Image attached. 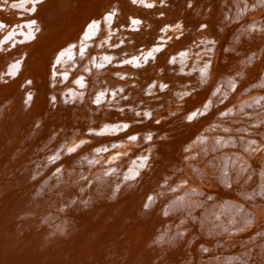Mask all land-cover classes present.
<instances>
[{"label": "bare ground", "instance_id": "1", "mask_svg": "<svg viewBox=\"0 0 264 264\" xmlns=\"http://www.w3.org/2000/svg\"><path fill=\"white\" fill-rule=\"evenodd\" d=\"M133 2L137 5L134 8L129 6V9L134 10L131 14L126 9L128 7L125 6V3L127 2L121 0H0V240H2L0 242V258L1 256L6 258L8 248L14 247L15 240H18L21 241L18 247L23 251L20 264H30L33 261H37V264H51V260H46L52 255L50 253L53 250L56 252L65 249H69L71 253L59 257L57 264H100V258L102 259L105 254H109L111 251L103 250L104 246L101 241L104 233L100 232L95 235V230L103 225H109L108 234H110L115 231L112 225L132 226L125 221L128 216L127 212L131 207L138 210L142 202L148 203L144 212L148 213L149 219L158 217L157 211L167 216L164 222L161 220V222H157L158 224L154 223L156 224L155 227L153 226L154 228L171 229L170 226H173L172 229H174L177 222L182 223L177 218L184 212L182 205L189 198L184 197L180 192L187 190H180L165 204L156 194L151 195L149 201H144L142 199L144 197L137 195V189L143 186L140 183L141 178L139 176L136 180L133 178L136 177L134 174L138 175L145 169L143 164L146 160L142 163H136L133 160L130 164L119 162L125 160L127 153L130 155L133 153L134 145L141 144L144 145L143 151L149 160L147 161V170H151L150 165L155 164L164 155L165 148L160 145L148 146L145 142H141L143 137L139 140L123 137L119 146L126 148H115L117 151H112L121 152L124 150L125 155L119 159L116 158L118 160L116 163L120 165L98 164V167L100 165L99 171L92 173V176L90 175L87 180H82L81 184H79L81 181L76 180L80 178L78 174L82 173L80 168L87 167L84 162L87 159V154L78 155L83 159L81 167L68 168L69 163L66 166L65 164L58 166L54 177L50 176L47 182L40 179L44 181L43 187L49 186L55 189L56 195L63 190L67 196L75 195L72 191L69 193L67 191L73 186L77 187L76 195L70 200L72 204L64 208L62 206L63 212H58L55 216L54 213L43 216V213H46L45 207L37 204L41 196L36 191L41 184L39 180H36V177L40 175L39 172L45 171V168L42 169L41 166L48 165L47 170L52 169L51 162L54 161L56 155L59 156L58 149L53 147L58 143L65 145L62 148L64 150L71 149L75 151V154L80 153L87 150L89 145L84 144L78 147V141L80 144L94 141L93 139L97 135L108 138L118 132L117 129L114 130V126L119 127L120 123L113 116L116 115V118L120 119L131 117L139 119L145 115L150 117L154 112H150L151 107L145 111L147 101H158L160 97L155 95L159 96L163 90L168 91L170 87L180 84V81H175L172 78V74L175 77L184 75L192 77V79H196L194 77L196 74H208L207 76H210V80L215 84L217 79H222L225 75L231 77L230 72L239 73L241 70H246V54L248 52L239 50L238 47L241 45L239 40L246 39L253 33L240 31L239 36L235 38L230 37V31L223 33V29L226 27L225 21L231 17L228 11L229 7L226 8L227 4H231L235 9L239 3H242L243 9L247 4L246 9L241 12H249L258 15V17L253 22L249 20L245 22L255 29L256 37L264 34L260 32L264 25V0H215L214 9L210 0L208 3H206L207 0H133ZM128 3L130 2L128 1ZM140 5L144 11L140 10ZM50 10L51 12H49ZM13 16L16 17L13 19ZM15 19L16 21L12 22ZM159 29L162 30L161 39L166 41L162 46L152 42V34ZM67 33L69 34L66 37ZM118 34L122 36L118 37ZM72 36L75 38L72 39ZM54 38H56L55 41H53ZM44 39L52 41L46 43ZM122 39L123 41L119 44ZM187 40L189 43L186 42ZM257 43H260V40L252 45L257 46ZM121 48L126 51L119 52ZM166 48L167 50H164ZM260 52L263 53L264 49L259 51V55ZM8 53L12 55L9 57ZM167 53L171 55L170 66L177 70L176 73L164 66ZM192 56H197L195 61L199 64L207 63L206 67L200 68L198 63H193V67H188ZM155 61L158 62L159 70ZM183 62L187 63L180 67V63ZM251 73L253 72L251 71ZM253 76H255L254 73ZM231 78H224L225 82L222 87L220 85L215 97L220 98L224 92L239 85L235 79ZM123 81L129 82V84H123V87H127L129 91L139 92L138 88L144 83L150 85V88L146 90V93L141 90L140 96L135 95L132 98L125 94L126 98L121 97L122 93L126 91L123 89L125 91L121 92L118 89L122 87ZM7 83L11 86L5 85ZM154 88L158 90L153 91L147 100L144 95ZM246 90L248 89L239 94ZM39 92L42 93V98L47 100L48 104L45 109L48 116L42 112L45 102L42 98L39 99ZM188 93L185 94L183 91L179 95L183 96L180 101H184V104L179 107V111L176 110L177 103L170 101L167 108H165L166 105L159 106V112L153 114L166 118L176 115L178 124H175V121L171 119L175 126L166 124L162 128L170 127L174 132L177 129H182L180 126L184 120L199 123L201 118L206 115L205 111L201 110L189 112L192 106L185 107V105L190 100H184ZM244 95H247L248 98L237 104L233 103L239 108L238 111L249 109L245 102L252 97H249L247 93ZM35 96L37 99H34ZM233 98L232 96L227 98L226 105ZM210 104V99H208L205 106ZM172 108L176 111H173ZM225 109L226 112L230 110ZM130 112H132L131 115ZM187 113L188 115L185 116ZM47 117L50 121L55 119L57 122H62L63 128L68 131L67 135L56 136V132H52L53 137L49 140L40 137L43 135L42 119H48ZM224 117L222 122L226 121L230 125L237 123L228 120L229 112ZM45 122L44 125L47 128L50 122L48 124ZM205 123V127H208V121ZM77 124H80L81 128L75 126ZM33 126L35 129L31 132ZM240 131L231 130L229 133ZM251 135L257 137L258 140L255 141L250 137ZM194 138V144L189 142L183 148V150H187L186 154L191 157H189L190 160L200 161L205 158L207 153H212L211 160L214 159L217 164L227 167L228 164H232V159L233 162H236V157L239 158V156L232 153L220 154L218 151L221 148L245 151L247 148V151L244 152L246 154L251 149L250 146L255 149L254 151L259 150L262 146L264 149V123L256 132L245 133V136L243 134V136L237 135L232 138H218L212 132L204 130ZM175 142L176 140H174ZM181 142H186V139ZM46 146L52 148L46 149ZM195 148H197V152ZM97 149H99L98 146L89 150V153L94 152V156L97 153L100 154L101 150ZM103 149L105 157L102 159L108 158L111 151L108 147ZM204 150L207 151L206 154H202ZM42 151L48 158L40 159L39 156L42 153L39 155V152ZM258 154L253 161L257 165H253V162H245L239 172L244 173L242 182L231 188L241 196L247 193L251 194V191H247L246 188L253 176H257L256 179L260 178L261 180L256 183L258 189L252 190L253 193L261 191L258 195H264V153ZM91 161L95 164L98 163V160ZM208 163L209 161L205 164L199 162V169L190 168V171H192L191 169L195 171V175L192 177L196 176V180H198L204 174L208 175L211 172ZM242 163L243 159L238 164ZM118 166H120L119 169H117ZM221 170L220 177L227 178L229 175L226 177V172ZM130 174H132L131 177H128ZM81 177L84 178V174ZM80 187L82 191H79ZM189 192L194 194L197 191ZM7 196L11 202L7 201ZM85 196L88 200L84 199ZM228 198L233 199L235 203L224 201L223 206L215 205L209 208L204 205L201 207L194 218L197 227H201L200 230H205V233H207L206 231L211 233L226 230L230 234V229L235 224L238 225L240 221L247 224L250 220L255 219L253 222H256L258 216L260 218L263 215L259 208H253L250 205L244 208L239 203V197L237 198L233 194H228ZM130 200H133L134 203L129 206L126 203ZM139 201L141 202L139 203ZM226 201L228 200L226 199ZM190 204H194V202ZM259 205L264 206L261 203ZM141 207L139 208L141 209ZM250 209H254L256 212H250ZM246 213L248 214L246 215ZM173 219L177 220L171 223ZM9 220L15 222L9 224ZM149 223L150 221L147 224ZM3 227L6 231H3ZM147 227L149 226L146 225ZM178 227V229L188 230L184 223ZM217 227L221 229L217 230ZM83 231L84 235L81 236ZM152 231L149 232L152 234ZM163 232V239L158 237L162 236L159 234L148 239V248H144L146 241L143 235L145 234L141 237L131 238L128 243L135 246V253L134 250H130V256L133 254L132 259L137 257L140 264H181L185 255H188L187 251H181V247L177 245H170L171 242H174L170 237L171 234L165 235L166 232ZM17 233H19V237H17ZM10 234L13 235V238L8 245L6 242ZM199 238L201 239L200 236ZM118 239H120V235ZM83 246H85L84 254L89 256L86 262L80 261V252H78V250H82ZM46 250H51V252ZM99 255L101 256L99 257ZM39 258L42 262V258H45V261L41 263ZM188 261L189 264H192L191 256ZM233 261L237 262L238 259H226L225 263L233 264Z\"/></svg>", "mask_w": 264, "mask_h": 264}, {"label": "rangeland", "instance_id": "2", "mask_svg": "<svg viewBox=\"0 0 264 264\" xmlns=\"http://www.w3.org/2000/svg\"><path fill=\"white\" fill-rule=\"evenodd\" d=\"M121 1H126L125 6L128 7L126 8L128 12L131 14L134 12L133 9H129V6L134 8L136 3L133 2V0H121ZM128 1L130 3H128ZM185 1V0H184ZM209 0H207L206 3H208ZM247 1V0H246ZM137 2V1H136ZM214 2V3H213ZM132 3V4H131ZM205 3V4H206ZM210 3L213 5V9L215 6V0H210ZM248 3V2H247ZM247 5V4H246ZM244 6V9H246L247 6ZM141 6V5H140ZM236 9L231 6V4H227L226 8H228L230 18H227L225 21L226 27L223 29V33H228L230 31V37L235 38L236 36H239L240 31L248 32V33H253L252 36L246 38V39H240L239 43L241 45L238 47L240 51L246 50L248 52L246 60H247V65H246V70H241L239 73L236 71L233 73H229L231 77L228 75H225L222 79H217V82L215 81V84L210 80V76L208 77V74H196L194 77L196 79H192V77H187V76H174L172 74V78H174L175 81H180L179 85H174L168 89V91H162L159 93V96L155 95L156 97H160L158 101L150 100L147 101L146 103V110H148V107H151L152 110L150 112L157 113L159 112V106L163 107L166 105L165 108H167V105H170V101H173L172 103H177V111L180 110L179 107H181V104H184V101H180L183 96H179L181 92L185 91L186 97H184V100H190L185 107L192 106V108L189 109V112H195L198 110L205 111L204 114L206 115H201L203 116L201 118V121L199 123H191L188 122L187 120H184L180 128L182 129H177L173 132L172 128L168 127L162 128L166 124H170V126L174 127L175 124H178V120L176 118V115H173L171 117L166 118L165 116H154L151 114V116L145 115L144 117H141L139 119H136L135 117L131 118H116L117 121H119V127L114 126V130L117 129V133L114 135H110L108 138L105 137H98V135L93 139L94 141H88L85 143H77L81 147L84 144L89 145L85 151H81L80 153L77 152L76 154L74 153L75 151H72L71 149L64 150L62 149L65 145L58 143L55 147V149H58L56 155V159L54 158V161H52L51 165H53L52 169H48V165L41 166L42 169H44V172H39L40 175L36 177V180H39L40 185L38 187V190L36 192L39 193V196L41 198L39 199V202L37 204H40L43 206V208L46 210V213H43V216H45L48 213H54L53 215L57 214L58 212L61 213L63 212V208L71 205L72 198L76 195V190L77 187L73 186L72 188H69L67 193L69 191H72L75 195L67 196L65 194V190L63 192L58 193L56 195L54 192L55 189L50 188L49 186L43 187L44 181L47 182L49 177H54L56 173H54L57 169L58 166L64 165L65 166L69 163L68 168H74V166H79L81 167V163L83 159L79 158L78 155L82 156L81 154H87V159L84 160V162L87 164V168H80L82 173L78 174V178L76 181L80 182L79 184L82 183V180H87L88 177L92 173L98 172L100 169V165L98 167V164L106 163V164H111V165H120L119 163H116L121 156L125 155L124 150H120L121 152H112L113 150L118 149H125L126 147L124 146H119L121 141L123 140V137L127 138H135V140L141 139V142H145L146 145L154 146V145H160L161 147L165 148L164 150V155L153 165H150L152 168L151 170H147L148 165H147V160L148 156H146L145 152L143 151L144 145H134V149H132L133 153L130 155L127 153L125 155V160L119 161L123 162L126 164H130L131 161L135 160L136 163H142L145 161L143 166L145 167L144 170H142L133 180H136L137 176L141 178L140 183L143 184L141 188L137 189V195L138 197H144L142 198L144 201L147 200L149 201L150 196L153 194H156L162 203H166L169 199H172L175 194H177L180 190H187L186 192H180L184 197H188L189 200H186L185 203H183L182 207H184V212L179 215L177 219H180L182 223L185 224V227L187 229H178L179 225H182V223H176L171 229L169 228H154L157 222H161V220L164 222L166 220V215H163L160 213V211H157L159 214L158 217H155V219H149L148 213H145V208L147 207L148 203L146 204L142 202V204L139 205L141 209L138 207V210L135 208L131 207L130 210L127 212V217L125 221L129 222L132 224V226H114L112 225V228H114L115 231L112 233L108 234L109 230V225H103L101 228L96 229L95 227V235L103 232V240L101 241V244L104 246L103 250L109 249L111 253L105 254V256L101 259L100 258V264H140L138 262V258L135 257L132 259L133 254L130 256V250H134L135 253V246L132 243H128L131 238L135 237H141L143 234V237H145L146 241V246L144 245V248H148V239L151 237L153 238L154 235H162L158 236L159 238L163 239L164 232H166L165 235H170L171 238L173 239L174 242H171L170 245H177L181 247V251H187L188 255H185L183 258V261H181V264H189V256H191V261L192 264H226L225 260L226 259H238V261H233V264H264V206H260L259 203L264 204L262 200H264V195H258L261 191L258 193H253L252 190L258 189L256 186V183L258 181H261L260 178L259 180L256 179L255 176H253L249 182L247 183V191H251V194H246L241 196L239 193H235V190H231V188L235 184H240L243 179V172L239 173L240 170L243 168L245 165V162L252 163L255 161L257 158V154L260 152L264 153V149L261 147L259 150L254 151L255 149H249V151L245 154L244 152L247 151V148L245 151H241L239 149H231L227 150L224 148H221L218 153L223 154H237L239 156L236 157L237 161L233 162L232 159V164H228L229 166H221L216 163V161L212 158V153H207L206 150L202 154H206L204 159L199 160H193L189 159V155L186 154V149L183 150L184 145L186 146L187 144L195 143V138L194 136H199L201 133H203L204 130H208L209 132H212L215 137L218 138H232L233 136H245V133H250V132H256V130L263 125L264 123V52H260L261 54L259 55V51L264 49V34L263 36L256 37L257 33L255 32V29L250 27L249 23L245 21H254L258 17V15H253L252 13L249 12H241V10H244L242 8V3H239V5H236ZM211 7V5H210ZM140 10L144 11V8L141 6ZM51 12V10L49 11ZM130 15V14H129ZM166 16V15H165ZM16 16H13L12 18L14 19ZM245 17V18H244ZM252 18V19H251ZM215 19V18H214ZM13 20L12 22H15ZM263 22V20H261ZM252 25V24H251ZM264 25L260 29V32L264 33L263 29ZM153 33V32H152ZM151 33V34H152ZM162 30L159 29L158 31H154L152 34L153 40L152 42H155L156 45L162 46L163 44L166 43L165 40L161 39ZM209 33V32H208ZM69 33L66 34V37L68 36ZM243 35V34H242ZM241 35V36H242ZM117 36V35H116ZM121 34H118V37H121ZM72 39L75 38V36L71 37ZM257 38V39H256ZM51 39H44L46 43L50 42ZM56 38L53 39L55 41ZM260 40V43H257V46L252 45L253 43H256L257 41ZM52 41V40H51ZM123 41H119V44ZM230 41V40H229ZM238 41V40H237ZM189 43V41H186ZM231 43V41H230ZM237 43V42H236ZM236 45V44H235ZM163 48V47H161ZM160 48V49H161ZM168 48V47H167ZM164 49V50H167ZM126 51L125 49L121 48L119 49V52H124ZM115 53V52H114ZM252 53V54H251ZM9 54V53H8ZM12 54H9L8 56L10 57ZM195 57H191V63L188 65V67H193V63H198L195 61ZM171 55L167 53L166 58H165V64L164 66L166 68H170L174 73L177 71L173 66L171 67ZM193 61V62H192ZM203 61H205L203 59ZM156 66L158 67V70L160 67L158 66V62H156ZM187 62L180 63V67H182L184 64ZM64 64V63H63ZM199 64V63H198ZM207 63L205 64H199V67H206ZM66 66V65H65ZM72 69L71 67H69ZM169 69V70H170ZM255 74L253 76V73ZM258 72V73H255ZM248 74V75H247ZM250 74V75H249ZM224 78H231L235 79L237 83L239 84L237 87L231 88L228 92H224V97L217 98L215 97L216 91L220 88V85L222 87V84L225 82ZM98 79V78H96ZM192 83L190 84V82ZM129 82H122L121 85L122 87L118 88L121 92L125 91V93H122L121 97H125L126 95H130L132 98L135 95L140 96L141 90H144V93H146V90L150 88V85L148 84H141L140 88H138L139 92L136 91H129V89L126 87H123V84ZM8 86H11L10 84H5ZM21 85V84H20ZM27 85V84H25ZM45 83V87H46ZM183 85V86H181ZM125 89V90H123ZM246 90L244 93L239 94L240 92ZM251 89V90H250ZM253 89V90H252ZM158 89H152L148 92L147 95H144L145 98L148 100L153 91H157ZM227 91V90H226ZM223 92V91H222ZM247 93L249 97L251 96V99H248L245 104L249 106V109L243 110L240 109L238 111V107H236L233 103H239L240 101H243L245 98L247 99L248 96L244 95ZM164 94V96H162ZM232 94V95H231ZM234 97L229 103L227 98H231V96ZM42 93L39 92V99H41ZM236 97V99H235ZM126 98V97H125ZM34 99H37L35 96ZM210 99L211 104L209 106H205V102ZM45 104H44V109L42 110L43 114L45 116H48L47 111L45 109L47 103V100L43 99ZM184 106V105H182ZM220 108V109H219ZM230 109L229 112V119L230 121L237 122L234 125L227 124V122H222V120L225 119V114L228 113L224 111V109ZM35 109V108H34ZM173 111L175 110L172 108ZM237 109V111H236ZM175 110V111H176ZM221 110V111H220ZM226 110V109H225ZM168 112H170V109H168ZM132 112H130L131 115ZM188 113L185 115L187 116ZM39 116V115H38ZM36 116V117H38ZM41 117V115H40ZM200 117V116H199ZM48 118V117H47ZM172 120L175 121V124L172 123ZM44 119H42L41 125H42V131L43 135L40 137H43L44 139H51L53 136L51 135L52 132H56V136L61 135L62 137L66 136L68 131L63 128L62 122H57V120L52 119L51 121L48 119H45V123L49 125L47 128H45L44 125ZM206 121H208L207 124H209L208 127H205ZM114 123V122H113ZM117 123V122H116ZM172 124V125H171ZM80 124H77L75 126H79ZM255 125V126H254ZM203 126V127H201ZM242 126V127H241ZM254 126V127H253ZM74 127V124H73ZM194 127H197L196 129H192ZM205 127V128H204ZM240 127V128H239ZM79 128H81L79 126ZM35 126H33V129H31V132L34 131ZM233 130H241L240 132L237 133H229L230 131ZM244 131V132H243ZM144 135V136H143ZM253 138L255 141L258 140L257 137L250 136ZM186 139V142H181L182 140ZM121 140V141H120ZM174 140L176 142L174 143ZM93 145V146H92ZM116 145V146H115ZM99 147L97 149L98 151L101 150L100 154H96L94 156V152H90L92 148ZM119 146V147H118ZM168 146V147H167ZM104 147L109 148V157L104 158ZM46 149L52 148L51 146H46ZM116 148V149H115ZM135 150V151H134ZM156 150V149H154ZM153 150V151H154ZM117 151V150H116ZM195 151L197 152V148H195ZM139 154H136L138 153ZM42 153V154H41ZM108 153V152H106ZM41 154L40 159L43 158H48L46 154H43L42 152H39V155ZM37 155V153H36ZM259 155V154H258ZM85 157V156H84ZM83 157V158H84ZM142 157V158H141ZM117 158V159H116ZM133 158V159H132ZM191 158V157H190ZM96 161L98 160V163H93L91 160ZM141 159V160H140ZM243 159L242 164H238L241 162ZM190 160V163H189ZM207 161H209V167L211 172L208 173V175H203L200 177V179L196 180L197 177L192 175H195V171L193 169H199L200 164L199 162H202L205 164ZM190 164V166L188 165ZM212 163V164H210ZM259 164V163H258ZM224 165V164H223ZM253 165H257L255 162H253ZM260 165V164H259ZM120 166L117 167L119 169ZM222 167V168H220ZM129 168V167H128ZM190 168L192 171H190ZM226 172V177H220L222 170ZM123 170V169H122ZM121 170V172H122ZM36 172V171H35ZM38 172V171H37ZM192 172V173H191ZM194 172V173H193ZM239 173L237 177L236 174ZM84 174V178L81 177ZM132 174L128 175V177H131ZM232 177V178H231ZM44 181H42V179ZM224 179V180H222ZM222 180V181H221ZM221 181V182H220ZM225 181V182H224ZM244 182H246L244 180ZM263 182V181H262ZM49 183V182H48ZM220 186L222 189L220 190ZM43 187V188H42ZM196 190L197 192L194 194H190L189 191ZM81 190V187L79 189ZM263 193H264V188H263ZM4 194H6L4 192ZM3 194V195H4ZM61 194V195H60ZM228 194L231 195L233 194L237 198L239 197L240 205H242L244 208L248 207V205L252 206L253 208H259V211L263 213V215L258 219H256V222H253L255 219L250 220L249 223L243 224L241 221L237 224H235L231 229H230V234H228V231H213L210 233V231L205 230H200L201 227H197V224H195V216L196 213L201 209V207H204V205H207L209 208L216 206H223L225 202H233L235 201L231 198H228ZM43 197V199H42ZM261 197L263 198L261 200ZM50 198V199H48ZM84 199L88 200L87 196L84 197ZM216 199V200H215ZM226 199L228 201H226ZM91 200V197H90ZM7 201L9 200V196H7ZM225 201V202H224ZM141 201H139L140 203ZM191 202H194V204H190ZM134 203L133 200L128 201L126 204L129 206ZM163 204V205H164ZM192 205V206H191ZM63 206V208H62ZM206 207V206H205ZM1 209V208H0ZM250 212H256L254 209H250ZM200 213V212H199ZM98 214V212H96ZM148 216H147V215ZM248 213H246L247 215ZM169 215V214H167ZM245 215V214H243ZM133 217V218H130ZM144 218V219H143ZM177 219H173L171 223L176 221ZM18 221V220H16ZM150 221L149 224H147ZM14 220H9V224L14 223ZM124 222V221H123ZM53 223V222H51ZM156 223V224H154ZM146 225L149 227L146 228ZM44 226V225H42ZM138 226V227H137ZM154 226V227H153ZM152 227V228H151ZM4 228V227H3ZM152 231L149 232L150 230ZM221 229L217 227V230ZM3 231H6L5 228ZM120 232V233H119ZM118 233V234H117ZM19 233H17V237ZM108 234V235H107ZM117 234V236H115ZM141 234V235H140ZM150 234V235H147ZM84 235V231L81 233V236ZM120 235V239H118V236ZM0 236H1V231H0ZM4 237V235L2 234ZM201 237V239L199 238ZM13 238V235H9V239L7 240V244H10V240ZM4 239V238H3ZM54 240V239H53ZM2 240H0L1 242ZM16 245L14 247L8 248L7 252V257L5 258L4 256H1L0 258V264H20L23 251L18 247L21 241L15 240ZM144 243V242H143ZM7 244H3L6 246ZM64 244V242H63ZM160 244V243H159ZM182 244V245H181ZM65 245V244H64ZM106 245V246H105ZM84 247H82V250H78L80 252L79 257H81L80 261L86 262L88 260V255L84 254ZM80 248V247H79ZM170 248V247H169ZM47 251V250H46ZM45 251V252H46ZM51 252V250H49ZM47 251V252H49ZM62 251V250H60ZM56 251L54 252H49L52 254L49 258L46 260H51V264H57L59 261V257H64L67 254H70L69 249H65L64 251L60 252ZM83 251V252H81ZM44 252V253H45ZM60 252V253H58ZM74 252V251H73ZM191 252V253H190ZM25 255V254H24ZM101 255H99L100 257ZM58 257V258H57ZM160 257V256H159ZM195 257V259H194ZM162 258V257H161ZM43 262L45 261V258H42ZM39 262L43 263L42 260L39 258ZM79 261V260H78ZM38 262V263H39ZM30 264H37V261H33ZM45 264V263H44Z\"/></svg>", "mask_w": 264, "mask_h": 264}]
</instances>
